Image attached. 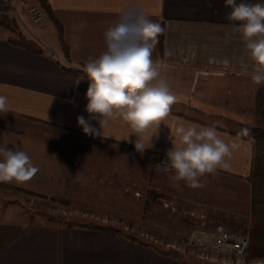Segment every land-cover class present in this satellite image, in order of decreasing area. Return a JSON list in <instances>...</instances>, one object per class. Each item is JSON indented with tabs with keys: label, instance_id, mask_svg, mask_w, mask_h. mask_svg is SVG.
<instances>
[{
	"label": "crops",
	"instance_id": "obj_1",
	"mask_svg": "<svg viewBox=\"0 0 264 264\" xmlns=\"http://www.w3.org/2000/svg\"><path fill=\"white\" fill-rule=\"evenodd\" d=\"M21 3L38 5L37 0H12L5 19L15 30L0 24V95L7 96L9 108L0 113V146L25 151L34 165L50 161L34 150L35 142L43 140L35 136L34 123L59 130L57 150H136L137 137L122 120L109 123L107 138L85 135L76 120L89 116L85 94L90 81L83 68L106 51L104 33L126 10L143 11L165 29L152 59L162 62L161 76L176 97L169 115L150 134L153 146L145 149L146 158L166 156L178 143L175 128L181 123L215 125L228 141L237 131L224 124L239 127L252 121L257 91L252 62L234 30L240 22L228 19L225 0H211V7L205 0H47L62 27L67 55L54 23L45 14L32 22ZM19 34L42 52L13 44ZM92 124L99 128L96 121ZM244 140L247 150L234 155L230 169L202 178L204 187L193 190V199L215 211L249 212L252 143ZM0 183L28 191L40 185L35 175L24 183ZM37 214L0 189V264H193L110 228L54 225L35 219Z\"/></svg>",
	"mask_w": 264,
	"mask_h": 264
},
{
	"label": "rangeland",
	"instance_id": "obj_2",
	"mask_svg": "<svg viewBox=\"0 0 264 264\" xmlns=\"http://www.w3.org/2000/svg\"><path fill=\"white\" fill-rule=\"evenodd\" d=\"M36 6L43 11L39 4ZM253 119L238 124L239 127L232 123L224 126L237 132L244 128L251 130ZM33 131L39 140L43 139L42 143L35 142L34 150H42L47 154L42 159L50 160L35 165L39 169L35 182L40 185L33 187V191L5 184H0V189L38 213L35 219L61 226L110 228L193 264H264V257L250 258L247 252L240 261L229 255L213 258L209 254L211 259L201 258L199 251L183 244L198 227L200 214L205 215L210 225L220 224L249 237L250 213L215 211L209 204L197 202L192 198L197 188L183 181L176 186L171 179L172 171L158 163L159 154L149 160L133 148L57 150L61 137L58 129L34 123Z\"/></svg>",
	"mask_w": 264,
	"mask_h": 264
},
{
	"label": "clouds",
	"instance_id": "obj_3",
	"mask_svg": "<svg viewBox=\"0 0 264 264\" xmlns=\"http://www.w3.org/2000/svg\"><path fill=\"white\" fill-rule=\"evenodd\" d=\"M205 2L212 6L211 0ZM225 6L231 9L228 19L240 22L234 30L242 37L252 62L251 80L257 86L264 85V0H225ZM164 32L159 23L136 10L122 11L119 19L107 28L106 51L97 58H89L83 68L90 81L85 94V111L89 116H77L76 120L85 135L105 137L104 129L109 123L122 120L131 129L130 134L137 137V152L143 154L153 146L150 134L169 115L176 100L168 81L161 76L162 62L152 59L158 38ZM7 112L8 98L0 95V113ZM250 135L251 130L244 128L226 141L215 125L181 123L175 128L178 143L167 150L163 162L172 171L176 186L183 181L191 188H202V178L232 167L234 155L247 150L244 138ZM145 136L149 137L148 143L144 142ZM38 171L25 151L0 146V182L24 183Z\"/></svg>",
	"mask_w": 264,
	"mask_h": 264
},
{
	"label": "trees",
	"instance_id": "obj_4",
	"mask_svg": "<svg viewBox=\"0 0 264 264\" xmlns=\"http://www.w3.org/2000/svg\"><path fill=\"white\" fill-rule=\"evenodd\" d=\"M37 2L43 9L45 15L56 26L59 43L64 54L67 55V47L62 37V27L50 9L47 0H37ZM0 24L15 30V27L6 19L0 20ZM162 39L163 34L158 38V46L160 49ZM12 43L33 53L42 52V49L35 42L26 40L21 34ZM65 70L71 74H76V71ZM248 138L252 143V160L248 176L250 182V229L247 256L250 258H261L264 257V85L257 86L254 119L251 135Z\"/></svg>",
	"mask_w": 264,
	"mask_h": 264
},
{
	"label": "built area",
	"instance_id": "obj_5",
	"mask_svg": "<svg viewBox=\"0 0 264 264\" xmlns=\"http://www.w3.org/2000/svg\"><path fill=\"white\" fill-rule=\"evenodd\" d=\"M12 0H0V20L8 16V7ZM20 10L26 11L32 22L38 23L43 17V11L36 5L21 3ZM166 159L165 155H159L158 163L165 169L170 170L163 162ZM191 215H194L192 213ZM198 227L193 229L187 238L183 240V244L199 251L201 258H210V256L229 255L236 257L237 261L243 258L246 254L249 237L247 233L237 234L231 232L220 224L210 225L205 219L204 214H200ZM215 258V257H213Z\"/></svg>",
	"mask_w": 264,
	"mask_h": 264
}]
</instances>
